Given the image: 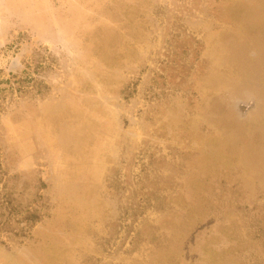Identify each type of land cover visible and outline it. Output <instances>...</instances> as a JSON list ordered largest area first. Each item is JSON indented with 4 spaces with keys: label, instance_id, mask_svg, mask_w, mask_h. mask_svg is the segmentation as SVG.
<instances>
[{
    "label": "rangeland",
    "instance_id": "1",
    "mask_svg": "<svg viewBox=\"0 0 264 264\" xmlns=\"http://www.w3.org/2000/svg\"><path fill=\"white\" fill-rule=\"evenodd\" d=\"M0 264H264V0H0Z\"/></svg>",
    "mask_w": 264,
    "mask_h": 264
},
{
    "label": "trees",
    "instance_id": "2",
    "mask_svg": "<svg viewBox=\"0 0 264 264\" xmlns=\"http://www.w3.org/2000/svg\"><path fill=\"white\" fill-rule=\"evenodd\" d=\"M24 219L25 220H32V221H37V219H38V216H36L35 214H33V213H27V215L26 216H24Z\"/></svg>",
    "mask_w": 264,
    "mask_h": 264
}]
</instances>
